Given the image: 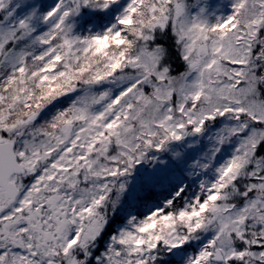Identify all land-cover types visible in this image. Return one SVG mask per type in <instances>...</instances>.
Returning a JSON list of instances; mask_svg holds the SVG:
<instances>
[{
    "label": "snow or ice",
    "instance_id": "obj_1",
    "mask_svg": "<svg viewBox=\"0 0 264 264\" xmlns=\"http://www.w3.org/2000/svg\"><path fill=\"white\" fill-rule=\"evenodd\" d=\"M0 264H264V0H0Z\"/></svg>",
    "mask_w": 264,
    "mask_h": 264
}]
</instances>
